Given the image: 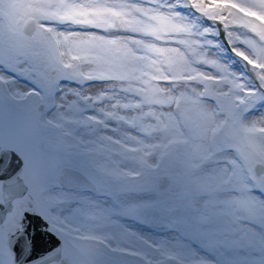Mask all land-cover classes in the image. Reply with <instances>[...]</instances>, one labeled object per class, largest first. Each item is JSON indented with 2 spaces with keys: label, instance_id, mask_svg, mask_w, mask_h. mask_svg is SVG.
<instances>
[{
  "label": "bare ground",
  "instance_id": "1",
  "mask_svg": "<svg viewBox=\"0 0 264 264\" xmlns=\"http://www.w3.org/2000/svg\"><path fill=\"white\" fill-rule=\"evenodd\" d=\"M21 1L22 16L39 23L35 38L21 36L19 28V33L12 32L17 27L11 22L0 23L4 50L22 56L14 72L0 65L6 95L13 103L42 97L39 81L49 76L47 70H38L41 63L63 71L65 80L53 86L46 109L35 116L36 138L43 136L52 157L84 163L101 182L116 187L113 192L64 187L52 180L46 169L50 163L43 166L40 161L32 173L46 205L54 208L51 217L80 243H102L118 256L145 264H161L156 256L177 264H264V194L247 195L238 180L229 185L231 162L239 161L210 149L208 136L197 135L196 126L188 122L202 117L201 129L206 122L212 128L220 124L217 103L198 84L199 77L217 80L205 65L218 59L207 55L197 39L174 36L188 31V23L172 10L142 8L133 0ZM202 1L208 7H237L264 22V0ZM115 12L138 19L139 26L112 14L127 27L111 29L113 18L109 25L106 16ZM39 34L45 37V47ZM242 41L254 55L248 33ZM23 48L30 49L34 60ZM243 126L247 136L257 140L264 129V109L252 113ZM257 142L264 151V141ZM170 171L178 193L189 199L178 212H161L159 221L150 224L149 210L160 208L161 201L172 206V196L155 189L157 179ZM53 194L60 202L50 205ZM204 212L209 216L205 234L173 219ZM15 246L14 256L22 252L20 242ZM95 259L89 261L128 263L116 257Z\"/></svg>",
  "mask_w": 264,
  "mask_h": 264
},
{
  "label": "rangeland",
  "instance_id": "2",
  "mask_svg": "<svg viewBox=\"0 0 264 264\" xmlns=\"http://www.w3.org/2000/svg\"><path fill=\"white\" fill-rule=\"evenodd\" d=\"M133 1L138 3L142 8L143 6H150L160 11L166 12L172 10L178 13L180 18L188 23L189 30L186 32H177L174 36L197 39L199 46H202L207 51V55L213 53L218 59L209 65H205L214 74V77H217V80H208L204 79V77H199L198 84L204 87L205 96L217 103L220 124L214 126L216 128H212V124L206 122L201 129L199 127L200 119L198 118L202 119V117H196L193 120H188V122L196 126L194 132L197 135L203 133L204 136H208L209 143H211L209 145L210 149L214 147L217 153L228 152L239 161L238 164L231 162L229 185H234L236 180H238L237 183L242 185V191L247 193V195L255 191H259L263 195L264 172L261 175H256L254 166L257 163L264 165V151L261 150L257 142L258 139L264 141V129H260L261 135L257 140H253L247 136L243 122L252 113L264 109V22L245 14L237 7L222 8L220 5L208 7L202 0ZM210 8L213 10L209 11ZM23 9L21 0H0V18L3 21L10 20L13 27H17V31L13 28L12 32L19 33L20 30L21 36L29 37L25 33H22L21 27H19L20 23H15L16 18H25L22 16ZM133 13L137 16L139 15L136 11ZM112 14L126 19L134 28H137L140 24L138 19L135 22L127 19L123 13L115 12L109 13L106 16L109 25L112 23ZM140 17L141 15L139 19ZM247 33L250 35V39L254 44V55H250L249 51L243 47L242 38ZM2 37V31L0 29V65H4L14 72L18 60L22 56H17L18 54L14 52L7 53L4 50L5 43L4 37ZM39 38L45 47L47 45L43 41L45 37L39 34ZM29 42L32 44L33 39L29 40ZM23 50L29 60H34L30 49L23 48ZM241 55H244L249 62L245 61ZM254 61L256 62L255 66L252 64ZM30 67L33 68V66ZM37 68L39 71L47 70V75L49 76L43 77L39 81L42 97L30 96L13 103L6 95L5 87L0 83V147L11 148L21 156L24 161L22 176L25 177L26 181L33 184V189L36 187V184H34L35 181L33 182L31 178L35 177L33 176L32 169L37 168L41 164L40 161H43V166L50 163L46 169L52 173L54 181L59 182L58 177L61 169L68 166L80 170L97 187V192L101 189L113 192L116 190V187L114 185L108 186L101 182L96 176V173L90 168L88 169L84 163L61 162V158L52 157L51 153L45 150L47 146L46 143L41 141L42 135H39L40 140L36 138L37 127L35 124V116L46 109V104L53 93V86L65 80L64 72L59 69L55 72L48 65L42 63L37 65ZM52 76L55 78L54 81H47ZM45 131L43 130L44 133ZM181 150L183 149L179 151ZM171 174L172 171L168 174L161 175V178H167V185L165 188H159V180L161 179L159 177L160 179H157L155 189L166 196H172L171 208L174 209L173 212H178L181 204L186 202L189 197L183 193H178L179 189L174 186V182L169 178ZM37 207L40 211H49L50 209L43 205H37ZM148 212L149 216L147 218L150 224L159 221V217L162 214L160 208H154ZM142 216L144 217V215ZM51 219L55 222L54 224L57 229L61 230V232L65 230V227L55 218ZM13 228L14 223L9 221L0 228V233L13 230ZM71 241L73 240H67V244H69L67 250H73ZM89 248L92 249V252L87 250ZM79 249L82 251V257H86L87 259H84V264H94L89 259H95L96 256H103L104 259L116 257L119 260H127V264H145L142 260L139 261L134 257L125 255L118 256L114 252L106 250L102 243L94 242L85 244L82 242L80 243ZM156 257L161 261V264H177L168 257Z\"/></svg>",
  "mask_w": 264,
  "mask_h": 264
},
{
  "label": "water",
  "instance_id": "3",
  "mask_svg": "<svg viewBox=\"0 0 264 264\" xmlns=\"http://www.w3.org/2000/svg\"><path fill=\"white\" fill-rule=\"evenodd\" d=\"M113 23L110 25L111 29L126 28L124 19L111 16ZM32 23L25 25L24 31L31 34L34 30ZM23 160L18 153L10 148L0 147V182L3 183V202H0V225L5 221L6 216L13 210V201L16 198L22 197L26 190V185L20 178L22 173ZM256 175H261L264 172V165L257 163L254 166ZM60 183L75 190L95 191V185L79 171L64 167L59 173ZM167 185V178H162L159 181V188H165ZM23 215L21 223L23 224V231L14 233L8 243L12 251L15 253L16 243H21V254H15V264H50L60 258V248H52L53 236L44 229L39 230L35 226L38 224V215H31L24 219ZM41 220V219H40Z\"/></svg>",
  "mask_w": 264,
  "mask_h": 264
},
{
  "label": "flooded vegetation",
  "instance_id": "4",
  "mask_svg": "<svg viewBox=\"0 0 264 264\" xmlns=\"http://www.w3.org/2000/svg\"><path fill=\"white\" fill-rule=\"evenodd\" d=\"M9 21H3L0 18V23L9 22ZM15 23L16 24L20 23L19 27H21V30L23 33H25V31H24L25 25L27 23H32L35 27L33 32L31 34H27V33H25V34L28 35L29 37L30 36L34 37L36 35V32H37L36 28H37L38 23H39V21L36 18H33V17H25L23 19H21V18L17 19L16 18ZM65 167H68V166H65ZM68 168H72V167H68ZM72 169H75V168H72ZM75 170H77V169H75ZM23 171H24V161H23L22 173H23ZM22 173L20 174V178L23 180L24 184L26 185L25 193L22 197L16 198L13 201L12 212L6 216L5 221L0 225V228H2L9 221H12V223H14L13 230L4 231V232L0 233V264H15L14 252L10 248L8 241L14 233L23 231L24 227H23V224L21 223V221L23 219V215L26 212H28V213L30 212L34 215L39 214L38 216L44 217V220L38 219V222H37L38 224L35 227L39 230H42V229H44V224H45L47 232L53 236L52 237L53 238L52 248H56L57 246L60 248L59 260L53 261L50 264H84L85 260H87V259H86V257L83 258L81 255L82 251L79 249L80 242L77 239V235L74 232L72 234H69L68 230L66 228L63 232H61V230L56 228V225L54 224L55 222H53V219H51L52 217H50L52 211H50V210L49 211H40L38 209L37 205H43V206H46L47 208H49L46 205V202L44 200L45 199L44 195H42L41 191H39L41 188V186L37 185L38 184L37 182H39V181L36 177H31L33 182L35 181L34 184H36L35 185L36 187L33 189V184L29 181H26L25 177L22 176ZM44 179H41V180H44ZM58 179H59V177H58ZM52 180L54 181V178H52ZM55 182H57V181L55 180ZM57 183L62 185L60 183V181ZM67 188H69V187H67ZM96 190H97V187H96ZM3 200H4L3 183L0 182V202H3ZM57 213H58V211H57ZM45 220L47 221V223H45ZM49 226H51V227H49ZM70 239H72L73 242H75V244H72L73 250H67L68 249L67 247L69 245V244H67V240L69 241Z\"/></svg>",
  "mask_w": 264,
  "mask_h": 264
},
{
  "label": "snow or ice",
  "instance_id": "5",
  "mask_svg": "<svg viewBox=\"0 0 264 264\" xmlns=\"http://www.w3.org/2000/svg\"><path fill=\"white\" fill-rule=\"evenodd\" d=\"M213 9H209V11H212ZM68 195L67 193H61L59 194V196H66ZM60 201L58 200V197H57V194H53L51 197H50V205H55L57 203H59ZM50 211H53L54 212V208L53 207H50L49 209ZM79 211V210H77ZM160 211L164 214V215H170L174 209L171 208L166 202L164 201H161L160 202ZM33 215L32 213H27L25 216H24V219H27L29 218V216ZM39 215V214H37ZM39 218L41 220H44V217L43 216H39ZM173 219L175 220L176 223H179V224H182L186 229H189V230H194V231H198V232H201V234H205L203 232V230L206 228L208 222H209V216L206 212L204 213H201V214H198V215H195V216H176V217H173ZM45 223H47V221L45 220ZM51 227V226H49Z\"/></svg>",
  "mask_w": 264,
  "mask_h": 264
}]
</instances>
